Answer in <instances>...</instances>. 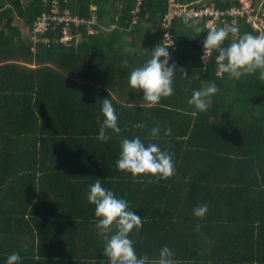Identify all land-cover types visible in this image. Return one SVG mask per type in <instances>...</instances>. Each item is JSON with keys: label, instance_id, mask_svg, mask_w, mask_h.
Segmentation results:
<instances>
[{"label": "trees", "instance_id": "1", "mask_svg": "<svg viewBox=\"0 0 264 264\" xmlns=\"http://www.w3.org/2000/svg\"><path fill=\"white\" fill-rule=\"evenodd\" d=\"M53 1L58 13L67 9L88 24L71 22L73 38L63 43V23L52 21L35 42L34 23L51 13ZM181 2L221 9L238 3ZM254 2L264 13V0ZM135 6L136 0H0V264L13 252L21 264H101L103 240L86 199L96 178L141 216L130 237L138 256L155 259L168 246L178 264H264V81L258 73L218 75L217 53L202 57L204 22L177 17L171 61L188 75L177 74L172 96L141 108L143 93L127 77L163 43L168 0H143L136 14ZM236 26L237 35H264L244 18ZM210 83L218 92L207 111H196L188 100ZM105 98L121 129L107 130L106 142L96 138ZM134 137L169 151L174 175L134 178L118 170L120 141ZM204 204L206 215L196 217L193 209Z\"/></svg>", "mask_w": 264, "mask_h": 264}, {"label": "clouds", "instance_id": "2", "mask_svg": "<svg viewBox=\"0 0 264 264\" xmlns=\"http://www.w3.org/2000/svg\"><path fill=\"white\" fill-rule=\"evenodd\" d=\"M194 30L197 33L202 32L199 27L194 26ZM238 33L239 29L235 25L207 31L202 40L203 51H215L218 71L228 74L230 78L239 79L258 73V79L264 81V35L247 32L237 35ZM230 36V42L225 44ZM173 44L174 41L169 44H157L149 52L150 58L142 65L134 67L128 74L129 87L137 90L136 93H143L138 101L143 109L155 107L161 98L174 94L173 84L178 73L188 75L183 68H178L175 62L171 61L169 48ZM122 65L126 67L128 61L123 60ZM217 92L215 83H210L205 88L193 91L188 104L196 111H207L206 101ZM128 107L135 108V105L128 103ZM100 110L104 119L96 138L106 142L109 139L107 130L119 134L121 129L112 99H103ZM134 127L142 128L143 124L138 123ZM159 132V126L151 129L152 136H157ZM170 132L171 129H167L165 134ZM115 166L134 178L144 174L157 180L169 179L175 173L173 155L167 150H162L158 144L145 145L139 137L121 139L119 158ZM86 199L94 205L95 228L103 240L101 264H178L174 259L175 253L168 246H163L155 259L137 255L134 241L130 237L134 229L138 232L142 227V218L130 208L127 200L105 188L102 179L96 178L88 186ZM207 211L208 206L204 204L194 208L193 214L196 217H204ZM21 261L20 254L13 252L7 256L4 264H21Z\"/></svg>", "mask_w": 264, "mask_h": 264}, {"label": "built area", "instance_id": "3", "mask_svg": "<svg viewBox=\"0 0 264 264\" xmlns=\"http://www.w3.org/2000/svg\"><path fill=\"white\" fill-rule=\"evenodd\" d=\"M238 3L221 9L214 4L195 6L182 3L181 0H168L167 11L162 19V26L164 28L163 44H169L174 41L172 36V24L173 20L177 17L185 18L186 20H198L203 21L205 28L209 31L218 27H230L235 25L239 18H244L255 29H264V13L259 11L255 5L254 0H236ZM52 7L51 13H42L35 21L32 37L36 42L39 37L38 34L44 33L50 26L52 21L57 23H63L62 35L59 38L60 42L68 43L73 38L69 25L72 23L78 25L82 22H86L77 16H73L69 10L65 9L62 13H58L59 9L56 6V2ZM143 0H136V6L133 13L139 12ZM227 18L231 21H227ZM91 22V21H90ZM87 23V22H86ZM88 24V23H87ZM222 24V26H221ZM237 27V26H236ZM44 41L48 40L44 38ZM175 49V41L169 51ZM211 52L203 51V58H207ZM218 75H221L217 69Z\"/></svg>", "mask_w": 264, "mask_h": 264}, {"label": "rangeland", "instance_id": "4", "mask_svg": "<svg viewBox=\"0 0 264 264\" xmlns=\"http://www.w3.org/2000/svg\"><path fill=\"white\" fill-rule=\"evenodd\" d=\"M139 45L141 46V41H140V44ZM206 102H208V101H206Z\"/></svg>", "mask_w": 264, "mask_h": 264}, {"label": "water", "instance_id": "5", "mask_svg": "<svg viewBox=\"0 0 264 264\" xmlns=\"http://www.w3.org/2000/svg\"><path fill=\"white\" fill-rule=\"evenodd\" d=\"M185 21H186V19L185 18H183Z\"/></svg>", "mask_w": 264, "mask_h": 264}, {"label": "crops", "instance_id": "6", "mask_svg": "<svg viewBox=\"0 0 264 264\" xmlns=\"http://www.w3.org/2000/svg\"><path fill=\"white\" fill-rule=\"evenodd\" d=\"M93 8H95V7L93 6Z\"/></svg>", "mask_w": 264, "mask_h": 264}]
</instances>
